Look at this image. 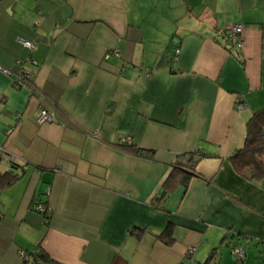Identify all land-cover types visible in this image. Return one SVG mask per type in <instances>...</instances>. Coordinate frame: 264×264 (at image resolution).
Returning <instances> with one entry per match:
<instances>
[{
	"label": "crops",
	"instance_id": "0c3cea01",
	"mask_svg": "<svg viewBox=\"0 0 264 264\" xmlns=\"http://www.w3.org/2000/svg\"><path fill=\"white\" fill-rule=\"evenodd\" d=\"M236 25L240 50L224 33ZM28 56L38 93L0 70V264H32L39 247L60 264L264 252V178L230 159L264 108V0H0V68Z\"/></svg>",
	"mask_w": 264,
	"mask_h": 264
},
{
	"label": "trees",
	"instance_id": "16d2710c",
	"mask_svg": "<svg viewBox=\"0 0 264 264\" xmlns=\"http://www.w3.org/2000/svg\"><path fill=\"white\" fill-rule=\"evenodd\" d=\"M237 58V55H235ZM121 149L138 156L152 157L153 152L143 151L130 147L129 144H120ZM199 156H201L199 154ZM236 169L245 170L251 179L264 178V108L255 112L246 123V135L244 145L230 158ZM171 177V175H170ZM167 180H169V178ZM166 180V182H167ZM171 228L167 227L160 237L166 241H172ZM216 250H212L206 260L199 264H211L214 260ZM32 264H60L51 259L40 247L31 259ZM110 264H127L119 256L112 258Z\"/></svg>",
	"mask_w": 264,
	"mask_h": 264
},
{
	"label": "built area",
	"instance_id": "2783aa9c",
	"mask_svg": "<svg viewBox=\"0 0 264 264\" xmlns=\"http://www.w3.org/2000/svg\"><path fill=\"white\" fill-rule=\"evenodd\" d=\"M224 33L226 34V44L228 47L240 50L244 45V28L240 25L236 26H228L224 29ZM18 43L28 51V53H32L37 49V44L32 41H25V40H18ZM180 54V50L175 47L173 50V54L171 55V59L176 60L178 55ZM121 58V54L119 50L113 49L106 53L104 56V60H108L109 58ZM24 64H29L32 66H36L37 63L32 60L30 56L26 57L23 61H17V65L20 67V69L13 73L11 71H8L6 69L0 68V70L6 74V75H12L14 77V85L16 88H22L25 90H28L31 93L37 92L36 87L34 86L33 82L31 81V74L25 70L23 67ZM38 93V92H37ZM241 103V102H240ZM239 108H243L242 104H238ZM36 123L38 125H48L51 124L54 120L53 114L48 112L45 108L40 107L36 114ZM118 142L120 144H129L130 140L129 138L125 137H118ZM2 152V149L0 148V153ZM44 195H49V189L47 188L44 191ZM34 210L40 214H43L45 216V222L48 221V218L50 216V209L46 206H43L41 204H34ZM196 248L195 247H189L186 251V258L191 259L192 255L195 253ZM231 254L234 256V260L236 263H243L245 258V252L241 247H232L231 248ZM22 258L24 257L21 255ZM25 258V257H24Z\"/></svg>",
	"mask_w": 264,
	"mask_h": 264
},
{
	"label": "rangeland",
	"instance_id": "374dc122",
	"mask_svg": "<svg viewBox=\"0 0 264 264\" xmlns=\"http://www.w3.org/2000/svg\"><path fill=\"white\" fill-rule=\"evenodd\" d=\"M106 55V53H105ZM104 55V56H105ZM114 58V57H112ZM118 59V58H116ZM255 245H249L248 250L246 251V257L244 258L243 264H264V252H262L263 248L260 246V248L257 250L254 248ZM223 250L227 251V254H229L231 258V264H236L234 261V256L230 254V250L227 247H224ZM245 251V250H244ZM242 264V263H237Z\"/></svg>",
	"mask_w": 264,
	"mask_h": 264
}]
</instances>
